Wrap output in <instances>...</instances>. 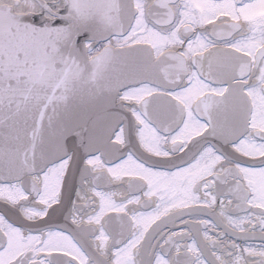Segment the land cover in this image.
<instances>
[{
    "label": "snow or ice",
    "instance_id": "obj_1",
    "mask_svg": "<svg viewBox=\"0 0 264 264\" xmlns=\"http://www.w3.org/2000/svg\"><path fill=\"white\" fill-rule=\"evenodd\" d=\"M0 264H264V0H0Z\"/></svg>",
    "mask_w": 264,
    "mask_h": 264
}]
</instances>
